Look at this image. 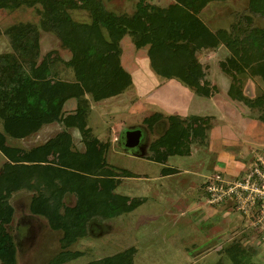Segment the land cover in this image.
Here are the masks:
<instances>
[{
    "label": "rangeland",
    "instance_id": "obj_1",
    "mask_svg": "<svg viewBox=\"0 0 264 264\" xmlns=\"http://www.w3.org/2000/svg\"><path fill=\"white\" fill-rule=\"evenodd\" d=\"M101 1L105 9L117 17L136 13L139 2ZM172 1L146 0L145 3L165 7ZM248 3L249 0H210L200 9L198 17L210 33L226 30L235 37L239 26L246 28L248 23V28L264 26V18L250 12ZM38 9L39 4L0 9V54L13 52L5 29L20 22L38 25ZM70 14L77 22H90L85 9H72ZM103 35L108 38L105 31ZM39 36V60L48 51L56 52L58 59L52 75L63 82L61 95L70 96L59 110L60 115L66 116L77 109L76 95H70L71 85L76 81L73 66L69 64L72 53L61 45L54 32L40 29ZM121 45L122 65L132 72L133 82L123 92L100 101L85 94L90 104L85 120L92 130L91 136L109 142L106 160L117 174L114 180H118L113 193L128 199L144 198V201L130 212L113 215L102 222L92 221L86 235L64 237L61 230L49 226L44 216L30 212L34 188L23 186L14 190L8 197L13 213L5 228L17 245L16 264H47L59 258L63 264H90L130 247L135 250L132 264H214L217 261L234 264L231 254L233 251L236 255L244 254L240 252L241 247L254 251L248 257L244 254L241 260L235 257L238 264H264V243L258 241V230L251 228L248 219L232 210L230 204H208L203 186L215 173L226 177L241 175L251 161L249 144L264 153V125L257 119L261 112L259 105L248 107L228 93L232 85L247 98H258L264 94V78L246 67L235 72L234 77L228 74L223 68L229 67L231 50L222 43L197 51L195 55L204 70L203 80L212 91L206 103L204 97L178 81L155 80L148 66L146 49H135L128 35L122 38ZM190 104L197 110L198 106L206 109L207 114H199L213 118L216 127L213 128L211 122L204 125L206 138L201 141L198 137L189 143L191 155L161 152L163 161L151 160V148H157L153 146L154 139L164 131L167 121L160 120L149 128L142 122L143 118L155 112L185 113ZM246 123L245 133L248 129L251 138L259 142L239 144L238 134L244 132L240 124ZM135 129L141 130L139 144L128 147L123 143L122 134ZM63 130L70 132L74 150H85L84 140L89 137L84 138L76 127L67 128L63 122L50 121L25 137H13L3 132L0 117V133L8 148L30 150ZM9 162L0 149V174ZM15 170L18 176L24 173L21 168ZM125 171L130 175L124 177ZM63 201L73 205L74 194L67 192ZM237 245L241 247L235 249Z\"/></svg>",
    "mask_w": 264,
    "mask_h": 264
},
{
    "label": "trees",
    "instance_id": "obj_2",
    "mask_svg": "<svg viewBox=\"0 0 264 264\" xmlns=\"http://www.w3.org/2000/svg\"><path fill=\"white\" fill-rule=\"evenodd\" d=\"M145 1L139 0L136 13L130 17H117L105 9L101 0H0V9L40 5L38 25L20 22L5 29L13 52L0 54L3 132L13 137H25L43 123L60 121L67 128L76 127L84 138L89 137L84 140L82 152L72 148L68 130L24 151L6 147L0 133V149L11 161L0 174V264H16L17 245L5 223L13 213L8 197L23 186L35 189L30 212L44 216L49 226L61 230L64 237L86 235L92 221L102 222L113 215L130 212L144 201V198L128 199L113 193L118 180H114L117 174L106 160L109 142L91 136L92 130L85 120L90 110L85 94L100 101L123 92L133 82L132 74L121 61V40L125 35L130 37L135 49H146L148 66L155 76L164 81H178L201 96L208 97L212 91L203 80V66L195 52L220 43L231 50L229 67L223 68L228 74L234 77L235 72L246 67L254 75L264 78V26L248 28L249 23L246 28L239 26L235 37L226 30L213 34L203 27L198 17L200 9L210 0H173L165 7ZM248 5L250 12L264 18V0H249ZM77 8L89 12L90 22H77L71 18L70 11ZM39 28L54 32L61 45L72 53L69 64L73 66L76 81L71 85L70 95H76L77 109L66 116L60 115L59 110L70 96L61 95L63 82L52 75L58 59L56 52L48 51L39 60ZM228 93L248 107L259 105L261 112L257 119L264 125V94L249 99L232 85ZM163 119L167 125L154 139L153 146L157 148L152 147L149 156L155 161L164 160V157L160 158L161 152L189 154V143L193 139L205 140L204 125H209L210 121L196 115L155 112L145 116L142 122L152 128ZM18 168L24 170L20 176L15 170ZM129 175L126 171L123 174L124 177ZM67 192L75 196L71 206L63 201ZM240 247L237 245L235 249ZM134 251L130 247L90 264H132ZM253 251L245 247L240 249L247 257ZM244 254L236 255L233 251L234 264H238L235 257L241 260ZM47 264L63 263L59 258ZM214 264L224 263L217 261Z\"/></svg>",
    "mask_w": 264,
    "mask_h": 264
},
{
    "label": "built area",
    "instance_id": "obj_3",
    "mask_svg": "<svg viewBox=\"0 0 264 264\" xmlns=\"http://www.w3.org/2000/svg\"><path fill=\"white\" fill-rule=\"evenodd\" d=\"M210 205H232L258 230L264 243V153L255 152L248 168L241 175L226 177L215 173L204 185Z\"/></svg>",
    "mask_w": 264,
    "mask_h": 264
},
{
    "label": "crops",
    "instance_id": "obj_4",
    "mask_svg": "<svg viewBox=\"0 0 264 264\" xmlns=\"http://www.w3.org/2000/svg\"><path fill=\"white\" fill-rule=\"evenodd\" d=\"M129 71V70H128ZM130 73H132L131 71H129ZM150 72H151V74H152V76H153V78L156 80L158 77L157 76H155L153 73H152V71L150 70ZM150 77V76H149ZM158 80H160V78H158ZM158 80H157V83H159L158 82ZM162 82H164V80L162 79L161 80ZM198 95V94H197ZM199 96H201V95H199ZM202 97H204V101H206V100H209V98H210V96H208V97H206V96H202ZM194 98L195 97H193V99H192V101H194ZM206 99V100H205ZM206 103H208V101H206ZM191 107V104L188 106V108H187V111L184 113V112H180L179 111V113L180 114H178V115H180V116H188V115H196V116H202V117H205L206 115L205 114H207V110L206 109H203V107H202V109L204 110H202L201 109V107H199L198 106V110L197 109H194V108H192ZM199 110H202V111H199ZM198 112V113H197ZM199 112H202V113H205V114H199ZM166 114H168V113H166ZM169 114H176V113H169ZM208 116V115H207ZM212 117V116H211ZM209 118V117H208ZM223 121L224 122H226V120L225 119H223ZM212 123V126H213V128L214 127H216V124H215V122H214V120H213V118H210V121H209V123ZM227 123V122H226ZM243 128L241 129V130H243L244 131V127L245 126H248V124L246 123V124H240ZM257 124H255V126H256ZM259 125V124H258ZM253 126V125H252ZM248 130V129H247ZM247 130H246V133H245V131L244 132H242V133H240V134H238L239 135V140H240V143L239 144H244V143H246V142H259L258 140H256V139H252L251 138V133H247ZM98 139L100 138V137H97ZM99 140H101V139H99ZM251 145L249 144V147H248V149H249V151H250V153H251V156L253 157V154L255 153V152H261V151H257L256 150V148H251L250 147ZM192 153H190V154H187V155H191ZM252 157H251V160H252ZM166 176V175H165ZM204 186V185H203ZM196 209V208H195ZM195 209H194V211H195ZM232 210H234L233 208H231ZM235 211V210H234ZM183 212V211H182ZM259 237V236H258ZM260 239H258V241H259Z\"/></svg>",
    "mask_w": 264,
    "mask_h": 264
},
{
    "label": "water",
    "instance_id": "obj_5",
    "mask_svg": "<svg viewBox=\"0 0 264 264\" xmlns=\"http://www.w3.org/2000/svg\"><path fill=\"white\" fill-rule=\"evenodd\" d=\"M141 137V130L135 129L130 131H125L122 134L123 143L128 147H134L139 144Z\"/></svg>",
    "mask_w": 264,
    "mask_h": 264
}]
</instances>
